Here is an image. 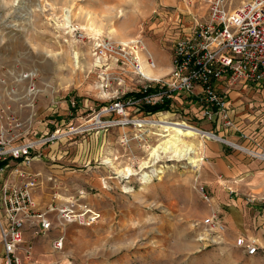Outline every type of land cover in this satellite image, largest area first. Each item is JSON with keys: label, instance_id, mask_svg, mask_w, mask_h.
<instances>
[{"label": "rangeland", "instance_id": "obj_1", "mask_svg": "<svg viewBox=\"0 0 264 264\" xmlns=\"http://www.w3.org/2000/svg\"><path fill=\"white\" fill-rule=\"evenodd\" d=\"M202 5V0H0V129L10 145L67 133L33 149L30 168L43 177L35 206L75 202L100 214L90 226L59 225L52 212L48 233L25 230L30 264H264V250L247 255L235 246L237 238L231 243L225 232L210 234L202 225L210 214L199 192L205 186L202 167L196 170L169 154L151 156L169 132L140 121L187 123V116L175 107L148 116L134 106L126 117L101 114L111 101L143 90L133 55L142 73L148 54L157 64L150 68L154 80L168 76L162 67L170 65L173 43L198 19ZM248 104L244 112L250 113L255 105ZM204 139L193 142L202 158ZM36 161L42 168L34 167ZM60 234L62 250L53 252L51 241Z\"/></svg>", "mask_w": 264, "mask_h": 264}, {"label": "built area", "instance_id": "obj_2", "mask_svg": "<svg viewBox=\"0 0 264 264\" xmlns=\"http://www.w3.org/2000/svg\"><path fill=\"white\" fill-rule=\"evenodd\" d=\"M202 2L207 7L204 17L194 19L192 26L183 30L173 43L168 76L149 79L141 71L142 62L133 55L135 74L143 78V98L121 97L102 108L101 114L126 117L127 108L143 106L146 115L145 107L169 100L168 111L175 107L179 113L188 115L185 121L189 124L203 121L216 131L233 130L240 137H246L233 121L229 93L238 86L264 91V0H246L236 8L231 5L232 0ZM143 63L152 69L156 66L148 54L143 56ZM191 126L201 138L220 139L213 131ZM62 135L54 133L37 142L10 145L8 135L0 129V264H30L32 253L24 241V232L32 229L34 235L48 233L52 229L48 215L52 212H56L59 225L90 226L100 218L95 210L75 202L60 208L50 204L44 210H37L35 206L34 193L42 185L43 177L30 168L33 149ZM13 138L12 135L10 139ZM261 155L264 157V153ZM199 192L208 203L210 196L204 185L199 186ZM202 225L210 234L225 231L224 222L216 213L206 216ZM63 241L62 234L55 237L51 250H62ZM235 245L247 255L257 253L254 240L238 237Z\"/></svg>", "mask_w": 264, "mask_h": 264}, {"label": "crops", "instance_id": "obj_3", "mask_svg": "<svg viewBox=\"0 0 264 264\" xmlns=\"http://www.w3.org/2000/svg\"><path fill=\"white\" fill-rule=\"evenodd\" d=\"M245 1H239L234 8ZM195 14H199L198 19L204 17L206 5L199 7ZM162 70L168 73L170 65L162 67ZM233 95H236V100L232 99ZM229 101L234 111L233 121L247 140L243 142L241 139L245 138L233 130L216 131L209 123L201 128L196 124L203 121L192 122L202 130L213 131L220 138L204 139L201 142V178L210 196L208 212L216 213L222 218L229 242L233 243L238 237L254 240L258 253L259 250H264V161L255 157L250 159L243 151L240 152L229 144L241 146L239 143H242L248 150L264 153V91L238 86L229 93ZM245 102L250 103L249 109L255 105V110L244 112ZM37 162L39 161L34 163V167L38 170L42 166ZM45 260H48V256Z\"/></svg>", "mask_w": 264, "mask_h": 264}, {"label": "bare ground", "instance_id": "obj_4", "mask_svg": "<svg viewBox=\"0 0 264 264\" xmlns=\"http://www.w3.org/2000/svg\"><path fill=\"white\" fill-rule=\"evenodd\" d=\"M103 47V52L109 51L103 45H98ZM143 73L148 78H153L155 74L149 67L143 65ZM96 119V117H95ZM143 124L148 123L153 127H160L163 130L169 132L168 138H163L155 147L151 150V156L158 159L161 154H169L173 157L184 159L192 168L199 170L203 163V158L200 156L199 145L196 142L200 139V133L193 128V126L188 125L185 122H169L166 120L158 121L154 119H143ZM159 130V129H158ZM67 135V133H65ZM64 135V136H65ZM231 144V143H230ZM235 149L245 152L248 155L254 156L260 160L264 161L263 155L261 153H255L251 150L244 151V147L231 144ZM263 158V159H261ZM147 178V176H145Z\"/></svg>", "mask_w": 264, "mask_h": 264}, {"label": "trees", "instance_id": "obj_5", "mask_svg": "<svg viewBox=\"0 0 264 264\" xmlns=\"http://www.w3.org/2000/svg\"><path fill=\"white\" fill-rule=\"evenodd\" d=\"M129 97H133L135 99H140L143 98V92L139 91V92H130V93H126L123 98H129ZM168 105H169V100H165L162 104H159L157 106H147L144 108L146 115H153L157 112H164V111H168ZM143 112V106L140 109Z\"/></svg>", "mask_w": 264, "mask_h": 264}]
</instances>
